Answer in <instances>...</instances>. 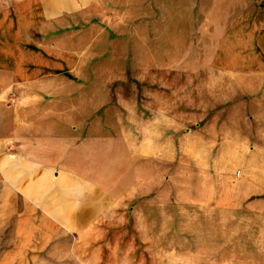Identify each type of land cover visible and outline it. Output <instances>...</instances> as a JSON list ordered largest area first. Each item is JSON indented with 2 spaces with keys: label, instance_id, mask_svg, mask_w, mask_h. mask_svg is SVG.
<instances>
[{
  "label": "crops",
  "instance_id": "0c3cea01",
  "mask_svg": "<svg viewBox=\"0 0 264 264\" xmlns=\"http://www.w3.org/2000/svg\"><path fill=\"white\" fill-rule=\"evenodd\" d=\"M102 1L112 10L117 7L112 0ZM95 2L0 0V200L12 201L21 215L40 216L43 229L47 228L43 216L49 215L54 224H62L66 217L67 230H92L95 216L111 214L112 202L126 201L127 147L132 136L133 148L128 149H133L136 172L145 165L142 173H136L138 183L143 189V182H150L157 190L163 181L158 179L159 163L174 165L176 147L170 135L174 121L177 118L184 127L190 122L189 110L176 115L170 109L173 95L167 96L165 106L146 105L157 96L143 95L105 96L101 102L109 106H102L90 93L96 81H74L70 76L64 81V74L76 67V51L64 49L51 32H61L63 19H75L80 6ZM107 14L109 23L117 22L114 13ZM198 16L187 19L196 21L190 35L198 42L212 37L218 53V110L210 112L205 106L196 114L199 128L213 125L216 139L199 144L198 150L218 151V182H235L218 192V200L238 205L248 201L249 208L264 209V0H210ZM157 20L158 16L148 15L134 21L147 23L143 32L152 46L159 44L152 41L157 29L148 24ZM175 20V16L165 19L167 44L170 32L174 39L170 22ZM196 45L189 40L182 53L200 52ZM129 101L136 113L134 132L127 126L117 133L106 130L101 118L110 104L118 103L126 120ZM163 177L169 181L168 175Z\"/></svg>",
  "mask_w": 264,
  "mask_h": 264
},
{
  "label": "rangeland",
  "instance_id": "374dc122",
  "mask_svg": "<svg viewBox=\"0 0 264 264\" xmlns=\"http://www.w3.org/2000/svg\"><path fill=\"white\" fill-rule=\"evenodd\" d=\"M112 1L117 4L115 10L102 0L80 6L75 19L60 22L64 26L61 32H51L64 49L76 51V67L64 74V81L67 76L74 81H96L90 93L96 105L102 106H109L101 101L110 95L157 96L150 98L151 103L144 102L149 106H165L170 101L167 96L173 95L174 108H169L176 115L184 108L191 112L186 127L177 118L174 121L170 134L176 147L174 165L160 162L158 179L163 181L158 189H152L150 182H143L142 189L136 173H142L145 165L136 172L133 149H128L133 148L132 136L126 158L127 199L112 202L111 214L95 216L92 230H67L66 217L62 224H54L49 215L43 216L47 218L43 229L40 216L21 215L12 201L1 199L0 264H264V209L249 208L248 201L238 205L218 200V192L235 182H218V151L198 150L199 144L216 139L213 125L200 129L196 114L205 106L210 112L218 110V53L212 37L198 42L190 35L196 21L187 19L202 16L210 0ZM108 12L114 13L117 22L106 20ZM148 15L160 18L148 24L157 29L152 41L158 45L152 46L146 39V22H134L138 16ZM167 16L176 18L170 22L174 39L170 32L168 48ZM183 24L184 29L179 30ZM67 25L72 27L65 28ZM131 25L142 30L137 32ZM189 40L200 45V52L182 53ZM110 106L101 118L105 129L117 133L127 126L134 132L133 101L126 102V120L119 114L118 103ZM94 121L95 126L100 122L98 117ZM163 175H168V182ZM54 226L60 228L54 230Z\"/></svg>",
  "mask_w": 264,
  "mask_h": 264
}]
</instances>
